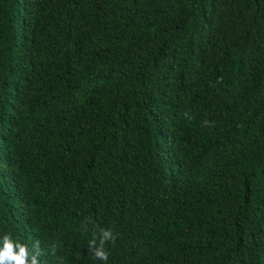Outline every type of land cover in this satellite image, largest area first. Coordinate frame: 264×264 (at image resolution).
<instances>
[{
  "label": "trees",
  "instance_id": "16d2710c",
  "mask_svg": "<svg viewBox=\"0 0 264 264\" xmlns=\"http://www.w3.org/2000/svg\"><path fill=\"white\" fill-rule=\"evenodd\" d=\"M96 225L107 264H264V0H0V236L103 264Z\"/></svg>",
  "mask_w": 264,
  "mask_h": 264
},
{
  "label": "clouds",
  "instance_id": "9594fccd",
  "mask_svg": "<svg viewBox=\"0 0 264 264\" xmlns=\"http://www.w3.org/2000/svg\"><path fill=\"white\" fill-rule=\"evenodd\" d=\"M188 116V113H185ZM208 122L205 121V125ZM93 233V238L88 242V251L97 259L107 264L109 251L106 245L114 243L117 234L112 229L99 228ZM56 246L53 245L48 255H55ZM45 253L41 249L39 240H35L31 248L18 239H14L10 233L0 236V264H41L40 257Z\"/></svg>",
  "mask_w": 264,
  "mask_h": 264
}]
</instances>
